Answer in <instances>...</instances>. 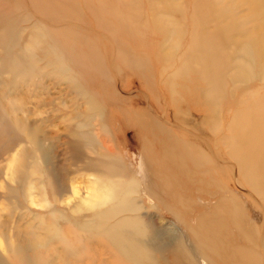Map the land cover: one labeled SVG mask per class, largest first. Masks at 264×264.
<instances>
[{
	"label": "rangeland",
	"instance_id": "374dc122",
	"mask_svg": "<svg viewBox=\"0 0 264 264\" xmlns=\"http://www.w3.org/2000/svg\"><path fill=\"white\" fill-rule=\"evenodd\" d=\"M4 33L0 264H136L107 240L134 214L97 204L147 205L134 153L159 233L264 264V0H0Z\"/></svg>",
	"mask_w": 264,
	"mask_h": 264
},
{
	"label": "bare ground",
	"instance_id": "6f19581e",
	"mask_svg": "<svg viewBox=\"0 0 264 264\" xmlns=\"http://www.w3.org/2000/svg\"><path fill=\"white\" fill-rule=\"evenodd\" d=\"M14 37L16 35H8L4 33L3 36H0V47L2 48V54L4 58L1 57L0 70H16L21 63L23 62L22 57H20L14 50L17 48V42ZM29 56V52H27ZM22 67V66H21ZM252 135L257 140L256 149L260 155H264V126L260 127L259 130H253ZM261 152L263 154H261ZM134 153V152H133ZM201 153H199L200 155ZM133 162L131 166L134 168L135 176L138 178L140 185H144L145 191L144 196L147 197V205H144V202H138L136 199L133 202V205H130L128 202L129 196L128 192L132 191L130 187L128 191H123L119 195H105L97 199V204L105 205L112 203L115 204L112 206V211H117L119 213H133L134 216L124 217L123 219L117 221L112 228L113 231H110L107 234L110 237V243L117 249V254H122L123 256L131 259L136 262V264H142L144 260L152 259L151 254H171L167 258H171L172 262H177L179 260H184L188 264H212L208 259L210 256H207L206 251L201 249H192L190 248L185 241L182 240L181 236H172L166 231L162 230L161 233L157 231V224L154 222V218H151L149 211L150 209H156V203H154V193L152 185L148 176L147 168L143 166L141 159L138 157L137 153L133 155ZM201 156V155H200ZM234 158L237 160L239 165L245 164L241 159H238L235 155ZM251 164V162L249 161ZM264 163V160H263ZM264 167V164L262 168ZM245 169V165L243 166ZM262 188L264 189V182L261 180ZM109 192V191H108ZM138 194V193H137ZM242 194V193H241ZM244 196V195H243ZM113 199V200H112ZM142 204V206H139ZM263 212V211H262ZM153 213V212H151ZM158 215V214H157ZM158 217H162L158 215ZM175 221H178L174 217ZM168 221V220H167ZM204 229V227L202 226ZM210 231V229L207 227ZM181 233V232H180ZM215 250V248H213ZM220 250L216 251L217 253ZM229 252L234 250L230 249ZM232 257L235 260L232 254H225ZM156 261V259H154ZM169 261V262H170ZM183 261V262H184ZM236 261V260H235ZM247 261V260H246ZM181 262V261H180ZM179 264V262H177ZM151 264V263H150ZM157 264V261L154 262ZM170 264V263H169ZM174 264V263H173Z\"/></svg>",
	"mask_w": 264,
	"mask_h": 264
}]
</instances>
